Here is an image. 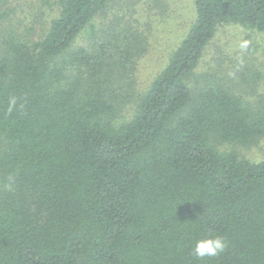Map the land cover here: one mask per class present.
Here are the masks:
<instances>
[{
  "label": "trees",
  "instance_id": "trees-1",
  "mask_svg": "<svg viewBox=\"0 0 264 264\" xmlns=\"http://www.w3.org/2000/svg\"><path fill=\"white\" fill-rule=\"evenodd\" d=\"M191 1L139 90L169 0H54L31 26L0 0V264H264V159L237 152L264 139V68L201 64L220 24L264 33V0Z\"/></svg>",
  "mask_w": 264,
  "mask_h": 264
},
{
  "label": "rangeland",
  "instance_id": "rangeland-1",
  "mask_svg": "<svg viewBox=\"0 0 264 264\" xmlns=\"http://www.w3.org/2000/svg\"><path fill=\"white\" fill-rule=\"evenodd\" d=\"M45 1L16 0L18 8L14 14L15 18L22 17L23 21L31 26V20L40 16L43 10L53 4L54 0ZM192 11L191 0H169L168 16L163 20L160 19L159 22L153 23L155 29L151 34L150 50L139 61L138 65L139 90L148 86L153 78L152 76L166 64L169 50L183 37L189 27ZM170 14L173 15V19L169 21L172 17ZM79 42H81V39H79ZM222 51L223 54L231 53L233 59L246 56V60L251 59L258 67L264 68V33L249 30L238 24H220L212 43L205 50L202 66L213 64L214 59L219 57ZM131 113L130 106L125 108L124 115L126 117H129ZM219 148L230 150L232 147L231 144H224ZM237 152L240 156L247 157L252 161L262 160L264 159V139H261L254 146L237 147Z\"/></svg>",
  "mask_w": 264,
  "mask_h": 264
},
{
  "label": "clouds",
  "instance_id": "clouds-1",
  "mask_svg": "<svg viewBox=\"0 0 264 264\" xmlns=\"http://www.w3.org/2000/svg\"><path fill=\"white\" fill-rule=\"evenodd\" d=\"M15 104L16 100L14 98L10 100L9 112L12 111ZM226 247L227 242L225 239L221 236H215L197 240L192 251L197 259L203 260L205 258L218 256L220 253L224 252Z\"/></svg>",
  "mask_w": 264,
  "mask_h": 264
}]
</instances>
